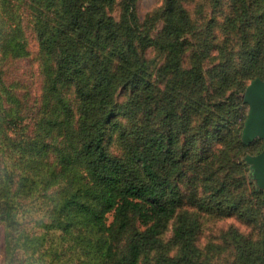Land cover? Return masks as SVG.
<instances>
[{"label": "trees", "instance_id": "trees-1", "mask_svg": "<svg viewBox=\"0 0 264 264\" xmlns=\"http://www.w3.org/2000/svg\"><path fill=\"white\" fill-rule=\"evenodd\" d=\"M138 1L0 0L2 264H264L263 190L230 120L264 78V0H225L218 33L185 0L142 18ZM28 30L27 87L7 67ZM37 201L47 219L17 223ZM226 217L243 227L200 242Z\"/></svg>", "mask_w": 264, "mask_h": 264}, {"label": "rangeland", "instance_id": "rangeland-1", "mask_svg": "<svg viewBox=\"0 0 264 264\" xmlns=\"http://www.w3.org/2000/svg\"><path fill=\"white\" fill-rule=\"evenodd\" d=\"M157 1L158 0H139L137 6L139 16L142 18L145 15V13L149 11L154 5V3H156ZM185 1L187 3L192 19H194V21L197 24H199L198 19L200 18V14L211 12L213 13L214 19L210 29L215 33H218L220 31L221 25L223 23V16L228 11L227 3L225 2V0H213V1L211 0L213 4H210V7H209V0H185ZM27 35L29 39L27 43L29 56L23 57L17 61V64L19 66L17 70L13 68V65L10 64L7 67V70L9 74L8 78L10 77L9 79H12L11 77L13 76L15 71H17L20 78L22 79L21 83H23L25 86L28 87V83H27L28 77L26 73L27 71L29 72L31 71V69H34V67L36 66L37 46L33 37L31 36L30 30L27 31ZM226 93H229V90H227ZM242 94L243 92L241 93V97ZM247 111H248V105L243 104L241 105L240 108H238V111L236 113L232 114L230 112L232 114L230 118L231 122L233 124L240 123L243 116H245L246 118ZM247 144L249 145L247 146L245 152L242 154L241 158L243 162L248 166V173L251 174L250 166L245 159L246 155L258 153L263 148L264 142L261 138H254ZM250 176H251L250 180L253 181V183L255 184L252 175ZM228 224H234L238 227H243V225L239 221H237L234 217H226L223 219H206L203 225V232L200 236V242H204L212 233H215L220 227H223ZM170 234H171V230L169 227L167 231L164 233V238L169 239ZM2 253H3V228L0 226V264H2Z\"/></svg>", "mask_w": 264, "mask_h": 264}, {"label": "water", "instance_id": "water-1", "mask_svg": "<svg viewBox=\"0 0 264 264\" xmlns=\"http://www.w3.org/2000/svg\"><path fill=\"white\" fill-rule=\"evenodd\" d=\"M242 101L248 105L246 118L241 129V139L248 143L254 138L264 142V79L255 77L246 85ZM255 184L264 195V146L255 154L246 155Z\"/></svg>", "mask_w": 264, "mask_h": 264}, {"label": "clouds", "instance_id": "clouds-1", "mask_svg": "<svg viewBox=\"0 0 264 264\" xmlns=\"http://www.w3.org/2000/svg\"><path fill=\"white\" fill-rule=\"evenodd\" d=\"M46 213L47 208L40 201H37L34 204L30 202L28 206L17 213V223L24 224L25 222H30L34 226L35 222L47 219Z\"/></svg>", "mask_w": 264, "mask_h": 264}]
</instances>
